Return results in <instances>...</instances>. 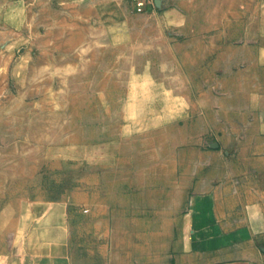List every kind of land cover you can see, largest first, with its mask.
Masks as SVG:
<instances>
[{"label":"rangeland","instance_id":"374dc122","mask_svg":"<svg viewBox=\"0 0 264 264\" xmlns=\"http://www.w3.org/2000/svg\"><path fill=\"white\" fill-rule=\"evenodd\" d=\"M136 1L0 0V207L168 175L175 202L216 198L223 238L264 257L263 137L235 134L201 40Z\"/></svg>","mask_w":264,"mask_h":264},{"label":"crops","instance_id":"0c3cea01","mask_svg":"<svg viewBox=\"0 0 264 264\" xmlns=\"http://www.w3.org/2000/svg\"><path fill=\"white\" fill-rule=\"evenodd\" d=\"M149 1L150 16L201 40V72L213 79L206 87L226 73L230 118L246 130L235 134L264 143V0ZM107 180L100 194L6 202L0 264H264L258 251L223 238L216 198L175 202L168 175Z\"/></svg>","mask_w":264,"mask_h":264},{"label":"built area","instance_id":"2783aa9c","mask_svg":"<svg viewBox=\"0 0 264 264\" xmlns=\"http://www.w3.org/2000/svg\"><path fill=\"white\" fill-rule=\"evenodd\" d=\"M143 4H144V1H143V0H138V1H136V5L138 6L137 9H138V10H141Z\"/></svg>","mask_w":264,"mask_h":264}]
</instances>
